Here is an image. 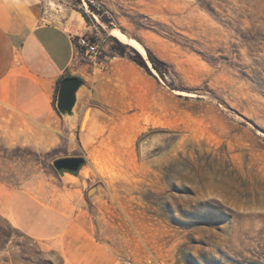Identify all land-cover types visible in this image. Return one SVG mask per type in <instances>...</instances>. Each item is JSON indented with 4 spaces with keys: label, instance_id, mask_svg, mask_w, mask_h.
Segmentation results:
<instances>
[{
    "label": "rangeland",
    "instance_id": "1",
    "mask_svg": "<svg viewBox=\"0 0 264 264\" xmlns=\"http://www.w3.org/2000/svg\"><path fill=\"white\" fill-rule=\"evenodd\" d=\"M49 1L99 52L55 147L0 116V264H264V0Z\"/></svg>",
    "mask_w": 264,
    "mask_h": 264
},
{
    "label": "crops",
    "instance_id": "2",
    "mask_svg": "<svg viewBox=\"0 0 264 264\" xmlns=\"http://www.w3.org/2000/svg\"><path fill=\"white\" fill-rule=\"evenodd\" d=\"M61 6L49 0H0V116L9 114L12 127L21 122L43 127L42 134L25 129L23 142L36 145L38 137L43 148L55 147L61 138L63 122L53 107L57 82L75 76L82 64L75 43V36L83 35L80 19ZM72 226L67 221L59 233L64 243L71 241Z\"/></svg>",
    "mask_w": 264,
    "mask_h": 264
},
{
    "label": "water",
    "instance_id": "3",
    "mask_svg": "<svg viewBox=\"0 0 264 264\" xmlns=\"http://www.w3.org/2000/svg\"><path fill=\"white\" fill-rule=\"evenodd\" d=\"M85 88L83 80L76 76H70L63 79L57 89L55 99L56 112L62 119L63 128L70 129L79 123V113L77 112L78 104L82 91ZM87 122L85 114L80 125V133L83 131ZM52 166L54 170L62 177L79 178L82 170L86 166L83 157H64L56 159Z\"/></svg>",
    "mask_w": 264,
    "mask_h": 264
},
{
    "label": "built area",
    "instance_id": "4",
    "mask_svg": "<svg viewBox=\"0 0 264 264\" xmlns=\"http://www.w3.org/2000/svg\"><path fill=\"white\" fill-rule=\"evenodd\" d=\"M98 34L75 36L77 49L86 55L94 56L99 52Z\"/></svg>",
    "mask_w": 264,
    "mask_h": 264
},
{
    "label": "bare ground",
    "instance_id": "5",
    "mask_svg": "<svg viewBox=\"0 0 264 264\" xmlns=\"http://www.w3.org/2000/svg\"><path fill=\"white\" fill-rule=\"evenodd\" d=\"M81 20H83L81 18ZM110 36H112L114 39H116L118 42H120L123 45H127L131 48H133L136 52H138L143 58L146 59L148 65H150V62L147 60V54L144 50V48L134 39L132 38H128L126 35H124L122 32L116 30V29H112L110 30ZM154 74L155 71L152 69L151 70ZM175 94H180V95H185V96H192L190 94H186L180 91H173Z\"/></svg>",
    "mask_w": 264,
    "mask_h": 264
},
{
    "label": "trees",
    "instance_id": "6",
    "mask_svg": "<svg viewBox=\"0 0 264 264\" xmlns=\"http://www.w3.org/2000/svg\"><path fill=\"white\" fill-rule=\"evenodd\" d=\"M148 59H149L150 63H152L153 68L155 70L159 71V68H157V66H156L157 60H155V58H153V56H151L149 53H148ZM68 77H70V76L67 74V75L61 77L58 80V82H57L56 89H55V95H54V99H53V107H54V109H55V99H56V93H57L58 85L63 79L68 78ZM55 111H56V109H55Z\"/></svg>",
    "mask_w": 264,
    "mask_h": 264
}]
</instances>
